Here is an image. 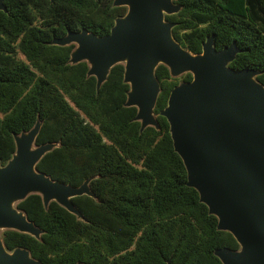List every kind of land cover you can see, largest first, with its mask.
<instances>
[{
	"label": "trees",
	"instance_id": "16d2710c",
	"mask_svg": "<svg viewBox=\"0 0 264 264\" xmlns=\"http://www.w3.org/2000/svg\"><path fill=\"white\" fill-rule=\"evenodd\" d=\"M180 10L173 38L199 53L213 35L215 49L232 42L241 51L228 64L254 69L264 86V0H173ZM0 10V162L13 154V133L40 121L35 144L56 142L36 164L52 180L80 185L92 177L94 197L71 198L83 219L39 194L16 206L43 232L39 239L14 230L0 234L6 250L24 248L40 264H222L214 251L237 249L217 218L186 184L187 173L173 148L161 110L170 91L190 73L172 77L159 64L154 106L159 128L133 120L124 102L129 85L123 64L111 67L98 91L88 64L69 63L74 44H50L67 30L109 33L126 12L113 0H3Z\"/></svg>",
	"mask_w": 264,
	"mask_h": 264
},
{
	"label": "water",
	"instance_id": "95a60500",
	"mask_svg": "<svg viewBox=\"0 0 264 264\" xmlns=\"http://www.w3.org/2000/svg\"><path fill=\"white\" fill-rule=\"evenodd\" d=\"M113 6H124L126 12L115 18L109 33L67 30L49 43L74 44L69 63L88 64L96 91L111 67L123 64V81L129 85L124 106L136 108L133 120L139 121L140 132L147 126L159 128L153 111L160 91L156 67L165 65L172 77L191 74V80L170 91L160 113L185 166L186 184L217 218V229L229 232L239 245L214 251L222 264H264V86L255 79L259 72L229 67L241 50L234 42L215 49L213 35L205 38L199 53L183 48L172 36L175 23L165 20L181 8L173 0H113ZM0 10L6 11L3 0ZM40 125L37 118L28 131L13 133L14 152L0 162V230L36 239L43 231L17 208L19 201L39 194L45 208L55 201L83 219L71 198L94 197L92 177L71 186L36 169L41 157L57 146L35 144ZM0 264L40 262L27 249L6 250L0 238Z\"/></svg>",
	"mask_w": 264,
	"mask_h": 264
},
{
	"label": "rangeland",
	"instance_id": "374dc122",
	"mask_svg": "<svg viewBox=\"0 0 264 264\" xmlns=\"http://www.w3.org/2000/svg\"><path fill=\"white\" fill-rule=\"evenodd\" d=\"M2 231H3V230H0V234H1Z\"/></svg>",
	"mask_w": 264,
	"mask_h": 264
}]
</instances>
